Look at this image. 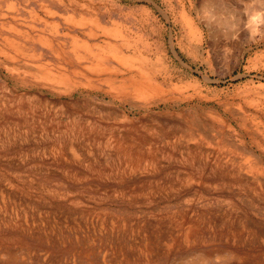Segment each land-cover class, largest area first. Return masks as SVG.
I'll return each mask as SVG.
<instances>
[{
	"label": "rangeland",
	"instance_id": "374dc122",
	"mask_svg": "<svg viewBox=\"0 0 264 264\" xmlns=\"http://www.w3.org/2000/svg\"><path fill=\"white\" fill-rule=\"evenodd\" d=\"M0 264H264V0H0Z\"/></svg>",
	"mask_w": 264,
	"mask_h": 264
},
{
	"label": "bare ground",
	"instance_id": "6f19581e",
	"mask_svg": "<svg viewBox=\"0 0 264 264\" xmlns=\"http://www.w3.org/2000/svg\"><path fill=\"white\" fill-rule=\"evenodd\" d=\"M132 83H133V82H132ZM125 86L128 87L127 84H126ZM143 86H144V85H143ZM132 87H133V86H132ZM132 87H130V88H132ZM140 88H142V87H140ZM147 90H148V89H147ZM139 91H140V90H139ZM139 91H138V92H139Z\"/></svg>",
	"mask_w": 264,
	"mask_h": 264
}]
</instances>
